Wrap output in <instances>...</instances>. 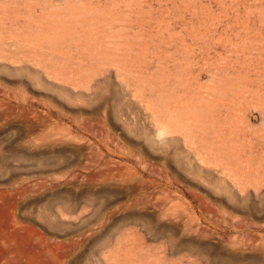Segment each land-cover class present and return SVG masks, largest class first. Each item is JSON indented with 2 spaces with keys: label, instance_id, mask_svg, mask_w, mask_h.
<instances>
[{
  "label": "rangeland",
  "instance_id": "rangeland-1",
  "mask_svg": "<svg viewBox=\"0 0 264 264\" xmlns=\"http://www.w3.org/2000/svg\"><path fill=\"white\" fill-rule=\"evenodd\" d=\"M0 264H264V0H0Z\"/></svg>",
  "mask_w": 264,
  "mask_h": 264
}]
</instances>
